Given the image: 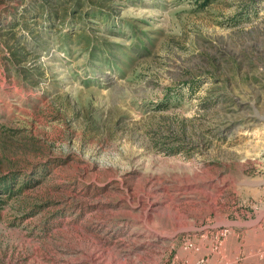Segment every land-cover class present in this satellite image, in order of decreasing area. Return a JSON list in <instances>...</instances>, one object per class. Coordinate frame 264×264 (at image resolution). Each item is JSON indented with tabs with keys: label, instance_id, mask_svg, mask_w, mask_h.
Segmentation results:
<instances>
[{
	"label": "rangeland",
	"instance_id": "obj_1",
	"mask_svg": "<svg viewBox=\"0 0 264 264\" xmlns=\"http://www.w3.org/2000/svg\"><path fill=\"white\" fill-rule=\"evenodd\" d=\"M0 264H264V0H0Z\"/></svg>",
	"mask_w": 264,
	"mask_h": 264
}]
</instances>
